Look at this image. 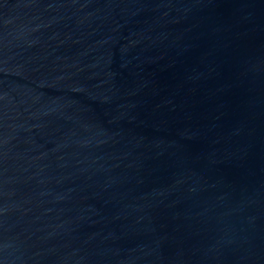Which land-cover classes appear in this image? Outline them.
Returning a JSON list of instances; mask_svg holds the SVG:
<instances>
[{"label": "water", "instance_id": "1", "mask_svg": "<svg viewBox=\"0 0 264 264\" xmlns=\"http://www.w3.org/2000/svg\"><path fill=\"white\" fill-rule=\"evenodd\" d=\"M0 264H264V0H0Z\"/></svg>", "mask_w": 264, "mask_h": 264}]
</instances>
